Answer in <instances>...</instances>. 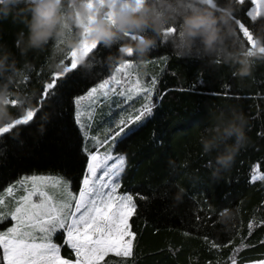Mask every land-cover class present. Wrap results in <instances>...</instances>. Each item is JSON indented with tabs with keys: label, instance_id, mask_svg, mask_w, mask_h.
Segmentation results:
<instances>
[{
	"label": "trees",
	"instance_id": "obj_1",
	"mask_svg": "<svg viewBox=\"0 0 264 264\" xmlns=\"http://www.w3.org/2000/svg\"><path fill=\"white\" fill-rule=\"evenodd\" d=\"M214 2L219 5L223 0ZM250 8L251 3L246 0L244 5L237 4L233 14L236 42L246 50L249 45L242 42V33L234 21L239 19L254 31L258 23L264 22V14L251 21L247 16ZM21 29L27 32L22 24H13L11 18L0 21V43L15 54L18 66L22 67L25 60L31 63L32 67L24 70L27 80L18 90H37L40 107L52 115L43 134L38 132L42 123L39 111L29 125H18L0 134V193L24 177L52 175L68 181L77 195L88 159L83 148L92 145L83 138L75 122L74 98L86 95L113 75L126 78L128 69L119 74L116 69L131 65L133 82L138 79L148 86L155 79L156 85L152 115L133 124L132 127L142 126L122 141L118 137L113 147V155L125 157L119 192L133 195L137 204L130 220L135 246L128 264H231V257L242 241L245 247L236 254L237 264L264 261V181L253 179V175H264V59L256 60L251 76L241 80L233 76V67L222 63L209 66L198 54L177 58L165 36L158 39L157 47L144 58L143 65L134 55L125 56L123 63H109L107 57L118 55V45L112 49L98 46L89 54L93 64L90 73L78 68V74L74 71L61 77L73 76L74 81L71 89L62 90L58 102L57 98L42 96L44 85L54 72L49 65L60 59L70 65V58L54 54L52 49L58 44L52 41L45 51L21 57L15 47ZM142 103V95L121 107H113L111 101L102 103L96 109L89 134L103 139L104 130L113 119L120 118L122 110L131 111ZM232 106L247 117L248 143L236 155L230 169L213 176L216 152H202L199 134L210 123L211 109ZM10 110L18 118L24 115L15 107ZM84 119L87 121V117ZM170 160L175 167L170 166ZM177 183L185 193L182 202L174 204ZM224 208L235 211L227 231L218 222L219 212ZM13 223L10 218L0 223V231H6ZM250 223L253 228L249 233ZM54 240L61 245L64 258L74 259V253L63 245L64 235L57 233ZM212 242L218 247H211Z\"/></svg>",
	"mask_w": 264,
	"mask_h": 264
},
{
	"label": "clouds",
	"instance_id": "obj_2",
	"mask_svg": "<svg viewBox=\"0 0 264 264\" xmlns=\"http://www.w3.org/2000/svg\"><path fill=\"white\" fill-rule=\"evenodd\" d=\"M237 10L235 0H223L210 6L207 0H0V21L11 18L13 24H22L15 47L21 57L29 52H43L52 41L58 44L52 52L63 56L77 53L78 67L85 74L93 70L89 55L83 54L85 43L112 49L118 45V55L110 54L107 61L124 62L125 56H136L140 63L157 47L158 39H169L177 58H191L198 54L209 66L225 64L233 67V76L243 80L252 74L256 60L264 59L259 51L264 47V22L258 23L253 33L255 50L249 51L236 42L233 23ZM176 31L172 32L171 29ZM15 54L0 43V128L12 124L21 114L30 110L41 112L38 132L43 134L52 113L39 105L37 90L21 92L19 86L26 78L24 70L32 67L25 60L22 67ZM49 68L63 72V59L53 61ZM13 101L15 105L13 106ZM209 125L199 134L204 154L216 152L213 176L230 169L236 155L248 143L247 117L239 108L217 107L209 111ZM175 167L174 161H169ZM174 204L183 200L185 189L175 184ZM235 211L221 209L218 222L230 230Z\"/></svg>",
	"mask_w": 264,
	"mask_h": 264
},
{
	"label": "snow or ice",
	"instance_id": "obj_3",
	"mask_svg": "<svg viewBox=\"0 0 264 264\" xmlns=\"http://www.w3.org/2000/svg\"><path fill=\"white\" fill-rule=\"evenodd\" d=\"M207 3L215 6L214 0H207ZM235 3L244 5L246 0H235ZM252 3L256 7L248 11L247 16L255 22L264 14V0H252ZM234 22L242 33V42L249 45L247 50L251 54L255 50L254 30L239 19ZM95 49L97 46L85 43L82 51L84 55H89ZM259 51L264 53V47ZM67 56L70 65L63 61V72L52 73L42 91L44 99L57 98L60 102L62 90L73 86V76H67V79L61 77L78 70L77 53L73 51ZM131 68V65H121L116 73L128 69L126 78L113 75L97 87H92L86 95L74 98L75 122L83 138L90 140L92 145L91 148L88 145L83 148L88 153V159L78 195L73 194L68 181L52 175L27 176L0 193V223L9 218L14 221L12 227L0 231V264H128L135 246V233L130 220L136 213L137 204L133 195L119 192L125 157L113 155L112 145L118 137L122 141L142 126L132 127L133 124L152 115L155 107L152 96L156 85L155 79L148 86L142 85L138 79L133 82ZM141 95V106L131 111L122 110L120 118L113 119L104 130L103 139L89 134L96 109L102 103L111 101L113 107H121ZM114 97L122 99L114 101ZM37 111L30 110L7 127L0 128V134L8 133L18 125H29ZM101 148H104L103 152L99 150ZM253 179L264 181V175H253ZM248 228L250 233L253 225L250 223ZM57 233L66 235L63 245L74 253V259L61 256V245L54 240ZM211 247L218 246L212 242ZM244 247L242 241L231 257V264H237L236 254ZM110 256L117 259L111 260Z\"/></svg>",
	"mask_w": 264,
	"mask_h": 264
},
{
	"label": "rangeland",
	"instance_id": "obj_4",
	"mask_svg": "<svg viewBox=\"0 0 264 264\" xmlns=\"http://www.w3.org/2000/svg\"><path fill=\"white\" fill-rule=\"evenodd\" d=\"M250 3H251V8L249 9V11L251 10V9H253V8H255L256 7V5H254L253 3H252V0H248ZM114 144H115V142H113V145H112V147H114ZM101 152H103L104 151V148H102L101 150H100ZM25 178V177H24ZM83 185H81V187H82ZM77 195H78V193H77ZM14 224V223H13ZM64 239H66V235H64ZM62 256V255H61ZM63 257V256H62ZM264 262V261H263ZM249 264H262V262H255V263H249Z\"/></svg>",
	"mask_w": 264,
	"mask_h": 264
}]
</instances>
